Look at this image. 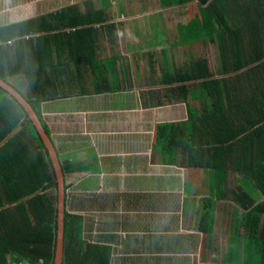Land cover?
<instances>
[{"label": "trees", "instance_id": "1", "mask_svg": "<svg viewBox=\"0 0 264 264\" xmlns=\"http://www.w3.org/2000/svg\"><path fill=\"white\" fill-rule=\"evenodd\" d=\"M117 1L84 0L0 24V78L23 82L12 85L31 103L50 137L43 102L120 91L134 82L132 68L121 54L114 55L121 61L119 67L109 56L124 30L123 23L114 20L115 7L123 0ZM130 2L154 12L148 23L149 40L155 45L170 42L168 27L177 30L182 44H216L215 66L204 55L187 68L160 69L156 49L146 53L151 56V69L143 68L139 55L134 65L139 87L145 85L142 70L149 78L165 77L163 88L187 104V120L157 125V144L165 163H177L180 152H187L195 160L203 158L194 165L214 173L218 191L215 198L204 200L198 217L199 230L211 236L215 205L221 201L228 173L251 178L264 194V0ZM170 13L176 15L175 22ZM191 99L197 104L191 106ZM61 166L65 176L62 161ZM230 199L237 205L240 197ZM240 203L250 209L243 215L242 234L254 237L262 212L244 199ZM231 214L227 210V219ZM64 221L67 245L81 237L82 220L66 209ZM237 221L235 212L229 231L233 238H237ZM57 238L58 180L53 160L25 107L0 86V264H54Z\"/></svg>", "mask_w": 264, "mask_h": 264}, {"label": "crops", "instance_id": "2", "mask_svg": "<svg viewBox=\"0 0 264 264\" xmlns=\"http://www.w3.org/2000/svg\"><path fill=\"white\" fill-rule=\"evenodd\" d=\"M82 2L48 0L45 8L32 16ZM129 2L119 4L128 13L119 18L123 14L120 9L114 18L121 20L124 30L118 34L119 46L112 45L109 56L121 54L131 66L132 85L120 91L42 103L43 119L65 167L66 209L79 214L82 220L81 237L64 245L63 264H264V194L251 178L228 173L221 201L214 209V233L207 236L201 232L198 217L204 200L218 191L213 184L214 173L208 167L194 165L201 164L203 158L195 160L187 152H180L179 162L165 163L162 147L157 144V125L187 120V104L163 88L165 77L149 78L142 70L145 85L139 87L134 71L138 55L143 57V68L151 69V56L146 53L152 49L158 51L160 69L187 68L193 59L204 55L215 66L216 44H182L177 30L168 27L165 32L170 42L155 45L149 40L152 30L148 23L154 12H135L145 29L140 28L125 8L136 5ZM30 6L29 2L17 5ZM170 15L175 22L176 15ZM146 29L147 33L143 31ZM114 59L116 66H121V61ZM153 86L160 88L151 90ZM197 102L191 99V106ZM235 195L240 197L237 205L230 199ZM243 199L262 212L254 237L242 234L243 215L250 211L242 207ZM227 210L232 211L229 219ZM235 212L237 238L229 233Z\"/></svg>", "mask_w": 264, "mask_h": 264}, {"label": "water", "instance_id": "3", "mask_svg": "<svg viewBox=\"0 0 264 264\" xmlns=\"http://www.w3.org/2000/svg\"><path fill=\"white\" fill-rule=\"evenodd\" d=\"M0 86L8 90L15 98L25 107L29 114V118L33 120L34 124L37 126L43 141L45 142L51 158L53 160L58 180V238L56 246V255L54 264H63V249H64V234H65V181L64 174L61 166V161L59 159L57 149L53 143L50 135L46 132L41 119L31 106V103L25 98V96L10 82L0 78Z\"/></svg>", "mask_w": 264, "mask_h": 264}, {"label": "rangeland", "instance_id": "4", "mask_svg": "<svg viewBox=\"0 0 264 264\" xmlns=\"http://www.w3.org/2000/svg\"><path fill=\"white\" fill-rule=\"evenodd\" d=\"M46 1H48V0H0V24L16 21L20 17H24V18L30 17V16H32V14L36 13L39 8L42 9L44 7V4L46 3ZM62 1L65 2V0H62ZM20 2H29L32 4V7L31 6L26 7V8L17 7V5ZM66 2H68V1H66ZM138 4L139 3L136 2V5L133 6L134 8L133 7L130 8L129 6L125 5V8L126 9L128 8L131 16H134L132 19L138 20V18H140V16H138V14L135 13V12L142 10L141 7H136ZM115 6H116V4H115ZM115 9H116L115 11H118V12L120 11V9L123 11L121 6H118V7L116 6ZM127 13H128L127 11L125 13L123 11V14L121 13L119 15V18H120V16H121V18H122V16H125V15L127 16ZM138 27H140V28L143 27L142 25H140L139 20H138ZM143 29H145V28L143 27ZM143 31L145 33L148 32L147 29L143 30ZM10 83L11 84H13V83L22 84L23 82H18L16 79L11 77ZM65 113L66 112H63L61 114H65Z\"/></svg>", "mask_w": 264, "mask_h": 264}, {"label": "built area", "instance_id": "5", "mask_svg": "<svg viewBox=\"0 0 264 264\" xmlns=\"http://www.w3.org/2000/svg\"><path fill=\"white\" fill-rule=\"evenodd\" d=\"M41 262H43V261H41ZM17 264H24V263H17Z\"/></svg>", "mask_w": 264, "mask_h": 264}]
</instances>
